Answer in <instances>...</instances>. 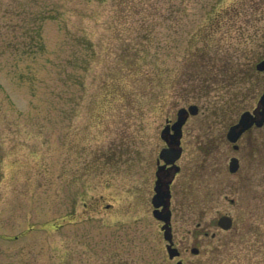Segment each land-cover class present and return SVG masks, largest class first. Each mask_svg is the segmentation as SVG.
Listing matches in <instances>:
<instances>
[{"label":"rangeland","instance_id":"1","mask_svg":"<svg viewBox=\"0 0 264 264\" xmlns=\"http://www.w3.org/2000/svg\"><path fill=\"white\" fill-rule=\"evenodd\" d=\"M150 4L161 20H116L111 0H0V264H176L150 201L160 132L193 105L171 186L172 247L187 264H264V125L251 155L247 139L236 152L226 139L264 92L249 70L264 57V0ZM213 21L218 45L200 47L195 33ZM154 25L148 56L138 53L147 77L133 84L120 60L135 28ZM217 57L240 64L228 87L186 93ZM231 157L252 159V173L240 163L230 175ZM224 214L231 230L210 227Z\"/></svg>","mask_w":264,"mask_h":264},{"label":"trees","instance_id":"2","mask_svg":"<svg viewBox=\"0 0 264 264\" xmlns=\"http://www.w3.org/2000/svg\"><path fill=\"white\" fill-rule=\"evenodd\" d=\"M102 1H103V3L107 2V0H102ZM151 1L152 0H111L110 12H111L112 16L114 17V19H116V20H118L120 18L121 19H127V18L131 17L133 14H141V13H142V16L144 17L141 20V21H143V23L147 20L148 21H151L154 19H156V20L160 19L161 20L163 18L164 13H162V11L160 12L158 9H155L154 6H151V4H150ZM147 3L150 4V9H148L146 7ZM173 7L174 6H171L170 8H173ZM182 7H183V11L185 9L186 10L188 9V5L184 4V2H182ZM174 10H176L175 12L178 11L177 8H174ZM180 11L182 12L181 9H180ZM154 28H155V25L152 27H149V26L136 27L135 28L136 36L133 39L132 46H130V48H129L130 49L129 54L124 56V59L120 60L121 64H122V62L124 63V69H126L129 74L134 75V77H133L134 82H132L133 84H136L139 82V80L136 81V78L140 79V78H143L144 76H146L145 73H147V72L142 71L141 63H139V61H143V60L140 59V57H138V53H145V54L147 53V56H148V52H149L148 46L151 43L152 35L154 34V30H155ZM219 28H220V22L219 21H213V24L210 22L208 26L200 27L197 30V32L195 33L196 37H199V39L196 42L200 44V47H206V46L209 48L210 47H213V48L217 47L218 42L214 41L213 37L217 35ZM140 33L142 34L141 36H139ZM143 40L146 41L145 45L142 43ZM241 40H242V37L239 38L240 44H241ZM158 45H159L158 42H156L155 47L157 48ZM132 48L135 49L133 54H131ZM245 52L246 51H244V53ZM249 54H251V53L249 52ZM224 59L227 60L225 63H224ZM208 61H209V59L202 61L203 65L200 66V68L205 69V71L209 74L208 77L199 79V76H197V72H196L198 70H194L195 76H193V79L190 80L191 83H187V87H185V90H187L186 93L190 92L191 94H193V92H198L200 95L202 93H205L207 90H211L210 87L213 88V87L220 86L221 88L222 87L227 88L228 83H230V80L232 79V77L236 76L239 73L238 70L240 69V64L234 62L233 60H231L229 58L217 57V58H215V61L212 60L213 61V62H211L212 64L219 63L216 65L214 64L215 67H218L216 69L215 68L212 69V66L207 63ZM223 64H225L224 67L221 66ZM220 67H222V68H220ZM249 70L250 71L252 70L251 71L252 76L256 75L254 73V65L249 66ZM119 71L123 72V69H120ZM186 73L188 74V72H186ZM124 77H125L124 74H122V76L120 75V77H119L120 79L117 81L116 84L123 83ZM216 78H220V81L218 82ZM252 80H251V82H252ZM181 82L182 81H180L179 83H181ZM184 83H185V81H184ZM253 83H256L259 86L258 81H254ZM117 89L120 92H122L121 90H123V88L120 85L117 86ZM97 95L99 96V87L97 90ZM123 96H125V97L127 96V95H125L124 90H123ZM96 152H97V154L99 153V151H96Z\"/></svg>","mask_w":264,"mask_h":264},{"label":"water","instance_id":"3","mask_svg":"<svg viewBox=\"0 0 264 264\" xmlns=\"http://www.w3.org/2000/svg\"><path fill=\"white\" fill-rule=\"evenodd\" d=\"M255 69L258 72H264V59L260 60L255 65ZM196 106H189L188 108H181L176 112V120L171 124L164 127V129L160 132V137L166 142L167 147L161 149L159 153V158L164 161L163 166H158L157 171L155 173L156 180L154 182V195L151 197V205L153 207L152 216L161 222H164V225L161 227L163 231V238L168 242L166 245V249L168 252V257L170 259L174 258L178 255L177 249L172 247V237H171V228L169 225L170 222V211L168 208L169 205V184L172 179V175L169 180L165 181L158 177L159 173H162L165 165L171 164L172 167L170 169L174 170V173L178 171V167L174 165V162L181 155V148L179 147V139L181 137V128L186 122L188 115H196L197 114ZM264 124V93L260 95L258 99V112L256 115H252L249 112H243L240 114L237 122L231 125L226 132V139L228 142L235 144L240 136L248 130L252 125L256 127H261ZM169 129L172 130L171 142H167L165 139V135L169 132ZM237 146L234 145L233 149H236ZM238 169V160L236 158H231L228 164V171L230 173H235ZM167 173V172H166ZM169 176V174H167ZM162 207L159 210V207ZM217 225L223 230H229L232 226V220L228 216H221L217 220ZM192 254H197L198 249L192 248ZM176 264H184L182 262H177Z\"/></svg>","mask_w":264,"mask_h":264},{"label":"flooded vegetation","instance_id":"4","mask_svg":"<svg viewBox=\"0 0 264 264\" xmlns=\"http://www.w3.org/2000/svg\"><path fill=\"white\" fill-rule=\"evenodd\" d=\"M254 73L257 75V76H261V74L264 76V74L263 73H261V72H258V71H256V70H254ZM246 112H250L251 114H253V115H256L257 114V112H258V109H257V105L254 107V109H252V110H247ZM170 122V121H169ZM168 122V123H169ZM258 129H261V128H257L255 125H252L248 130H246L241 136H240V138H239V140H246L247 139V145L246 146H244V148L242 149L243 150V152H244V154L245 155H251L249 152H247V146L248 145H250V143H249V141L251 140V137H250V134L251 133H253V131H257ZM171 130H169V132L165 135V139L167 140V142L169 143V142H171V140H172V138H171ZM181 137H182V135H181ZM180 137V138H181ZM238 140V141H239ZM164 143V146H165V142H163ZM181 139H180V146H181ZM231 145V147H232V149H233V145L232 144H230ZM237 146V148L235 149V150H233V151H239L240 149H239V145H236ZM181 149H182V147H181ZM181 154H182V152H181ZM237 160H238V169L236 170V172L234 173V174H236L237 173V171L239 170V168H240V163L243 165V168H244V170H245V173H247L248 175L250 174V173H252V170H251V166H250V162L251 161H253L252 159L249 161V158H245V160L242 162V159H238L237 158ZM161 165H163V162L161 161V160H158V159H156V166H161ZM172 166H165L164 167V171L162 172V173H159L158 174V177L160 178V179H163V180H165V181H167V180H169L170 179V177H171V175H172V179H171V181H170V184H169V194H170V198H169V205H168V208H169V211H170V222H169V225H173V222H172V220H173V210H172V207H171V186H172V184H173V182H174V179H175V177L177 176V174L179 173V171H180V168H179V166H178V171L176 172V173H174V170L173 169H170ZM227 171H228V166H227ZM167 172V173H166ZM248 172H250V173H248ZM228 173H229V171H228ZM167 174H169V176H167ZM230 174V173H229ZM234 174H230V175H234ZM161 209V208H160ZM224 215H226V216H229L228 214H224ZM221 216V215H220ZM231 219H232V217L231 216H229ZM161 223V222H160ZM161 225H162V223H161ZM197 225V228H200V225L201 224H196ZM209 225H210V227H215L216 229H218V230H220V231H224V230H222V229H220V228H218L217 227V219H212L211 221H210V223H209ZM232 227H233V219H232ZM170 228H171V226H170ZM227 232V231H226ZM171 236H172V241H173V235H172V232H171ZM200 236H202V237H204V238H206V237H208V233L207 232H200V231H196L195 233H193V237H200ZM212 237L214 236L213 234L211 235ZM173 246H174V244H173ZM175 259V261L177 262V261H181V262H183V263H185V264H187L184 260H183V258H182V256H181V253H180V251H178V256L176 257V258H174Z\"/></svg>","mask_w":264,"mask_h":264}]
</instances>
